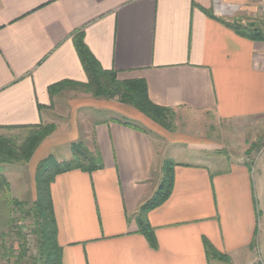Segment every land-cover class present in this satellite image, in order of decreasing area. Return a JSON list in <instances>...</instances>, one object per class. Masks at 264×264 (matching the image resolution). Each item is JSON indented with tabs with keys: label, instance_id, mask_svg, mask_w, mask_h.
Instances as JSON below:
<instances>
[{
	"label": "crops",
	"instance_id": "0c3cea01",
	"mask_svg": "<svg viewBox=\"0 0 264 264\" xmlns=\"http://www.w3.org/2000/svg\"><path fill=\"white\" fill-rule=\"evenodd\" d=\"M262 2L0 0V133L46 125L66 93L93 96L79 88L49 93L60 82L88 83L74 43L79 33L105 71L120 82L144 81L151 102L177 115L168 131L130 106L96 98L91 106L116 110L134 123L95 121L84 135L73 127L60 137L56 129L40 145L35 154L46 155L36 165L53 156L49 149L62 146L69 147L66 159H55L71 161L77 142L99 153L104 165L92 174H62L52 185L62 264L264 262V155L254 168L248 154L210 158L211 140L183 125L186 116L197 115L260 131L264 42L229 25H253ZM186 146L200 160L168 156ZM168 160L176 164L172 195L147 217L154 248L136 215L156 193ZM206 243L229 263L210 257Z\"/></svg>",
	"mask_w": 264,
	"mask_h": 264
},
{
	"label": "trees",
	"instance_id": "16d2710c",
	"mask_svg": "<svg viewBox=\"0 0 264 264\" xmlns=\"http://www.w3.org/2000/svg\"><path fill=\"white\" fill-rule=\"evenodd\" d=\"M240 36L264 42V30L258 26L248 27L241 24L229 25ZM77 53L88 77L87 84L64 81L50 87L51 97L62 93L69 88H79L91 92L97 99H118L120 103L130 106L144 115L161 128L172 131L174 129L172 110L156 106L148 96L147 85L144 81L120 82L113 71H105L84 44L83 34L79 33L74 38ZM136 128L131 124H126ZM17 129V128H11ZM30 132L26 140L18 144L9 137H0V165H13L17 163L28 164L40 145L55 131L53 125H40L18 128ZM73 159L60 163L53 156L40 162L36 168L35 185L36 198L31 203L13 200V208L20 212V220H29L32 225L31 235L35 238L34 254L31 253L29 243L30 234L27 226H17L14 239L17 247L9 245L10 232L0 228V258L3 264H62V248L58 241V225L52 199V185L56 178L62 174L80 170L92 174L103 169V161L97 152H92L82 142L72 144ZM175 168L173 161H166L163 167V176L154 196L145 202L138 214L136 221L140 232L146 236L155 248V237L152 227L148 222L150 211L162 206L171 197L175 184ZM10 184L5 176H0V194L8 191ZM14 221V220H13ZM16 249L18 254L16 255ZM206 250L210 257L229 263L230 259L218 253L210 244L206 243ZM13 262V263H12Z\"/></svg>",
	"mask_w": 264,
	"mask_h": 264
},
{
	"label": "rangeland",
	"instance_id": "374dc122",
	"mask_svg": "<svg viewBox=\"0 0 264 264\" xmlns=\"http://www.w3.org/2000/svg\"><path fill=\"white\" fill-rule=\"evenodd\" d=\"M253 25L264 29V15L258 13L257 19ZM89 100H96V98L91 94L84 92H69L64 94L57 102L56 109L53 114H51L49 123H46V125H53L55 127V131L56 129H59V135H57V137H60L64 134V132L67 133L71 131L73 127L80 128L81 135H84L85 128H89L90 130V124L95 121L120 119L134 123V121L126 118L124 114L119 113L116 110L104 107L103 109H99L95 106H91V102H89ZM105 101L111 106H117L120 104L118 99H106ZM105 101L100 100L98 102H102L104 105ZM200 119L201 118L197 115L186 116L183 120V125L187 124L186 127H189V134L193 135L194 132L191 130L196 127V129L202 130L205 133V137L207 139L211 140L213 148H210L211 151L207 153L205 152L208 157L226 158L228 156L235 155L246 159V154H248L251 156L250 162L251 166L254 168L256 166V162H259L260 157L264 155V129H261L264 127V123L261 122L260 131H254L253 129L245 127L242 123L224 122L218 124V122L212 118V120L206 118L203 121ZM171 120L174 127L177 121L176 113L173 115ZM179 120H181V117L178 118V121ZM29 134L30 132L28 130H10L0 133V137L13 138L18 144H21L26 140ZM260 134L263 135L261 137L262 140H257V137H259ZM181 149L182 150H180V148L176 149V151L179 152L177 153V156H173L175 155V150L173 149L169 151L168 156L174 159L178 158L179 161H182V163H194L197 159L200 160V158H198L194 151L190 150L188 146ZM66 151H69V147L62 146L49 149L48 153L51 152L54 158L56 157L60 160L66 159L64 158ZM44 155H46V153L43 151L35 154L28 164L17 163L13 165H0V176H5L10 184L9 190L0 194V224L3 225V230L5 232H10L9 234L11 237L9 238V245H14L15 247H17V244L15 243L16 239H14L17 226H27V233L30 234L29 243L31 246V253L33 254L35 250V238L31 235L32 222L28 219L20 220V212H18L16 208H13L12 201L19 200L31 203L35 200V174L38 166L36 164L44 157ZM203 161L204 163L209 164L210 159H203ZM226 164L227 163H225V165ZM18 252L19 251L16 249L15 254L17 255ZM258 263L264 264V262L259 259ZM3 264H5V262ZM27 264L29 263L27 262Z\"/></svg>",
	"mask_w": 264,
	"mask_h": 264
},
{
	"label": "built area",
	"instance_id": "2783aa9c",
	"mask_svg": "<svg viewBox=\"0 0 264 264\" xmlns=\"http://www.w3.org/2000/svg\"><path fill=\"white\" fill-rule=\"evenodd\" d=\"M260 12H261V14L264 15V0H263V2L261 3V6H260Z\"/></svg>",
	"mask_w": 264,
	"mask_h": 264
}]
</instances>
